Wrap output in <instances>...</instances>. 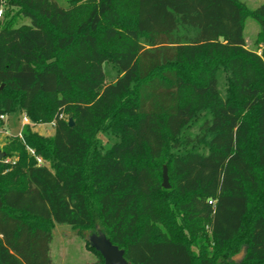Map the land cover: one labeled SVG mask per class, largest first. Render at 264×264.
Instances as JSON below:
<instances>
[{"label":"trees","instance_id":"16d2710c","mask_svg":"<svg viewBox=\"0 0 264 264\" xmlns=\"http://www.w3.org/2000/svg\"><path fill=\"white\" fill-rule=\"evenodd\" d=\"M0 8V114L55 122L51 136L26 125L5 148L17 160H0V264H55L54 225L82 231L88 264H106L86 236L97 225L131 264H264V49L245 37L252 17L264 43V0ZM204 111L202 149H188Z\"/></svg>","mask_w":264,"mask_h":264},{"label":"rangeland","instance_id":"374dc122","mask_svg":"<svg viewBox=\"0 0 264 264\" xmlns=\"http://www.w3.org/2000/svg\"><path fill=\"white\" fill-rule=\"evenodd\" d=\"M62 6H67L70 0H57ZM251 9L258 7L263 0H243ZM29 22V21H27ZM180 33H187L191 35L192 30L184 29L180 30ZM261 33L260 24L252 17H248L246 20L245 26V37L247 40L248 48L256 50L259 53H262L264 49V43L259 40ZM107 71V82H114L119 75L121 74L118 68L112 62L106 63ZM219 79V89L222 96H226L227 90V74L222 70L218 75ZM24 113L11 114L7 115L4 121H0V154L5 163L13 162L17 160V155L9 154L7 155L5 148L9 141L15 136L18 132L24 129L22 124V117ZM211 117L208 111H204L200 116L187 127L183 134L184 137L190 138L193 142L190 143L188 149H202L201 144L196 141V139L204 134L203 124ZM30 125L33 130L38 131L40 134L45 136H51L54 133L55 122H43L37 121L34 122L30 119ZM7 133V134H5ZM100 139L105 145L104 148H110L118 138L109 133L100 134ZM180 149H186V146H182ZM178 151V149H176ZM54 240L52 242V257L55 264H88L97 259L96 253L90 249L89 244L86 242L83 237L81 230L73 229L68 225H54L53 226ZM97 233L96 231H88L86 236L90 234ZM92 243L91 240H89ZM241 253V252H240ZM238 253V254H240ZM236 254V255H238ZM242 261V260H241Z\"/></svg>","mask_w":264,"mask_h":264},{"label":"water","instance_id":"95a60500","mask_svg":"<svg viewBox=\"0 0 264 264\" xmlns=\"http://www.w3.org/2000/svg\"><path fill=\"white\" fill-rule=\"evenodd\" d=\"M75 124L74 119L72 117L69 118V125L73 126ZM2 155L0 154V160L2 159ZM163 186L165 188H170L169 176L167 167H164L163 173ZM97 233L90 234L87 236L88 240H91V245L95 247L98 251L101 252L105 259L106 264H131L128 260L124 257V251L120 249L117 245L112 244L110 239L107 237L105 232L101 229L99 225H97L96 230ZM245 256V248L242 249L241 253L236 255L234 259L240 262Z\"/></svg>","mask_w":264,"mask_h":264},{"label":"built area","instance_id":"2783aa9c","mask_svg":"<svg viewBox=\"0 0 264 264\" xmlns=\"http://www.w3.org/2000/svg\"><path fill=\"white\" fill-rule=\"evenodd\" d=\"M2 17H3V9L0 8V19H1ZM6 116H7L6 114H0V121H4V120L6 119ZM22 124H23V126L30 124V119H29V117H28L27 115H25V114H24V116L22 117ZM16 135L22 137V135H23V130H21V131H20L19 133H17ZM30 152H31L32 155L36 156V159H37V162L39 163V165H42L43 162H44L43 159H42V157L37 156L36 153H35V151L32 150V149L30 150Z\"/></svg>","mask_w":264,"mask_h":264},{"label":"crops","instance_id":"0c3cea01","mask_svg":"<svg viewBox=\"0 0 264 264\" xmlns=\"http://www.w3.org/2000/svg\"><path fill=\"white\" fill-rule=\"evenodd\" d=\"M19 133V132H18ZM5 134H7V133H5Z\"/></svg>","mask_w":264,"mask_h":264}]
</instances>
